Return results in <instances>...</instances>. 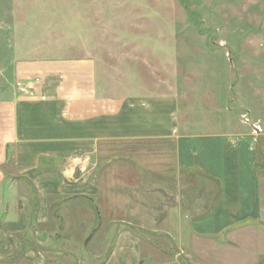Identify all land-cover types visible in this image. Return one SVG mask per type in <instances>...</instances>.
Segmentation results:
<instances>
[{
	"label": "crops",
	"instance_id": "obj_1",
	"mask_svg": "<svg viewBox=\"0 0 264 264\" xmlns=\"http://www.w3.org/2000/svg\"><path fill=\"white\" fill-rule=\"evenodd\" d=\"M21 64L17 82L27 73L42 80L31 96L13 84L0 86V186L9 181L11 191L0 220V264H144L150 257L157 264H225L216 248L223 229L216 214L240 211L242 198L250 250L231 259L261 264L264 178L254 176L251 155L243 160L245 182L232 176L238 161L224 165L216 202V139L202 148L196 166L175 95H98L91 60ZM240 136L232 148L249 151L246 132ZM186 212L192 218L185 223ZM102 227L112 233L106 256V234L100 250L83 259L58 241L89 234L87 246Z\"/></svg>",
	"mask_w": 264,
	"mask_h": 264
},
{
	"label": "rangeland",
	"instance_id": "obj_2",
	"mask_svg": "<svg viewBox=\"0 0 264 264\" xmlns=\"http://www.w3.org/2000/svg\"><path fill=\"white\" fill-rule=\"evenodd\" d=\"M80 60L92 61L98 95L177 97L180 128L190 132L186 146L196 166L202 148L216 139L212 158L221 172L216 202L228 162H239L232 176L245 182L243 160L251 155L254 176L264 178V0H0V86L17 87L18 63ZM26 76L22 84L33 89L36 79L38 84L42 80L38 73ZM241 132L249 139L247 152L232 148ZM9 186V181L0 186L1 221ZM244 202L240 211L216 214V225L223 226L216 248L225 264H241L240 255L250 250L244 245L251 220L242 215ZM261 206L264 211V200ZM191 218L189 212L183 215L185 223ZM261 219L264 226V213ZM104 234L106 256L112 233L103 227L87 246L89 234L58 241L83 259L100 250ZM171 235L177 246V236ZM233 254L239 262L231 259ZM144 264L157 263L150 257Z\"/></svg>",
	"mask_w": 264,
	"mask_h": 264
},
{
	"label": "built area",
	"instance_id": "obj_3",
	"mask_svg": "<svg viewBox=\"0 0 264 264\" xmlns=\"http://www.w3.org/2000/svg\"><path fill=\"white\" fill-rule=\"evenodd\" d=\"M36 81H37V79H36ZM17 88L23 94L30 95V96L34 95V89H33L32 85H30V84H22L21 82H18Z\"/></svg>",
	"mask_w": 264,
	"mask_h": 264
},
{
	"label": "water",
	"instance_id": "obj_4",
	"mask_svg": "<svg viewBox=\"0 0 264 264\" xmlns=\"http://www.w3.org/2000/svg\"><path fill=\"white\" fill-rule=\"evenodd\" d=\"M20 176H15L13 177V179H16V178H19ZM26 180L29 182V184L32 186V183L26 178ZM120 225H124V226H127L131 229H135V230H141V231H147L145 228L141 227V226H138V225H135V224H132V223H129V222H119Z\"/></svg>",
	"mask_w": 264,
	"mask_h": 264
},
{
	"label": "trees",
	"instance_id": "obj_5",
	"mask_svg": "<svg viewBox=\"0 0 264 264\" xmlns=\"http://www.w3.org/2000/svg\"><path fill=\"white\" fill-rule=\"evenodd\" d=\"M35 197V196H34ZM37 206V199H36V197H35V199H34V205H33V209L35 208Z\"/></svg>",
	"mask_w": 264,
	"mask_h": 264
}]
</instances>
